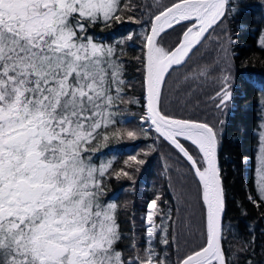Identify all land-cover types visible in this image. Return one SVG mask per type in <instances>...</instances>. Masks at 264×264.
Segmentation results:
<instances>
[{"label": "snow or ice", "instance_id": "obj_1", "mask_svg": "<svg viewBox=\"0 0 264 264\" xmlns=\"http://www.w3.org/2000/svg\"><path fill=\"white\" fill-rule=\"evenodd\" d=\"M253 24L264 51V0H0V264H257L254 238L235 254L242 260L225 249L228 197L219 163L226 117L238 110L241 34ZM177 28L174 46L165 47ZM134 45L140 55L126 59ZM133 59L141 65L142 98L130 95ZM260 92L255 191L247 196L258 210L264 87ZM201 103L211 112L200 115ZM132 105L142 109L134 128L125 118ZM141 135L153 142L133 146L117 168L116 154L107 155L115 152L111 142ZM161 142L175 154L177 176L196 184L201 216L191 246L196 232L182 217V191L173 196L174 215L153 186L138 227L135 201L120 198L136 192L137 173ZM172 170L166 163L169 181Z\"/></svg>", "mask_w": 264, "mask_h": 264}, {"label": "trees", "instance_id": "obj_2", "mask_svg": "<svg viewBox=\"0 0 264 264\" xmlns=\"http://www.w3.org/2000/svg\"><path fill=\"white\" fill-rule=\"evenodd\" d=\"M135 2L143 6L151 3V0H135ZM167 3V0H162ZM249 3L255 4L259 0H248ZM253 13L251 19L258 20L259 15L256 8L250 9ZM134 27V26H127ZM256 25H247V30L241 34L240 48L238 54L240 60L237 61L238 67L242 70V76L238 77V105L237 111L230 113L226 119V131L223 141V147L219 155V163L223 170L225 177V188L228 197L227 212L224 217V224L230 231L227 233V241L225 242V249L229 250V255L233 259H243L242 254H238L240 245L245 241H252L254 238L255 254L251 257L257 261V264H264V209H256L248 200L249 194H254L255 191V170L257 164V139L255 136L257 118L259 116L260 108L258 104L259 88L264 87V51H261L255 41L257 34L253 30ZM96 31L99 33L100 29ZM180 29L170 31L163 40L165 47L174 46ZM106 35V33H101ZM127 58H132L140 55L139 45H134L127 48ZM252 62L247 63L248 60ZM243 62V63H241ZM141 67L134 59L131 60L128 66V78L134 81V91L130 95L138 97L143 96V90L139 81L142 80L141 73L138 69ZM180 72H173L169 79L170 86L174 87V81L182 75ZM210 91V89H208ZM201 101L204 97H200ZM211 112V109L201 103L199 110L200 115H205ZM142 109L136 105H132L125 118L131 121L127 126L134 128L139 124V114ZM135 114V115H134ZM211 119V117L209 116ZM237 129H240L237 132ZM154 135V134H153ZM152 140H146L141 137L135 141H128L126 138L123 141L113 140L111 148L115 152H107V155L116 154L115 166L119 168L123 160L126 158V153L132 152L133 146L139 150L144 148L147 144L152 143ZM157 151L149 157V162L144 166L141 172L137 173L138 182L136 185V192L133 194H126L120 192L121 201L128 199L134 200L137 210V227L139 226V208L142 199L153 188L159 189L163 192L164 198L167 199L173 208L175 215V208L177 201L173 196L177 192L182 191L185 194L187 211L182 213V217H189L196 232L195 239H190L191 243L199 240V232L196 229L200 225L201 209L197 201L196 184L193 183L192 177L187 176L186 179H180L176 174V165L173 163L175 154L166 142H161L156 145ZM102 152H105L102 149ZM172 159H166L168 157ZM247 157V160L244 159ZM101 158H104L101 156ZM166 163L173 164L171 173L172 180L169 181L166 176L162 175ZM182 171L187 172L186 169ZM171 185V186H170ZM112 188L119 191L120 184L113 181ZM184 236L182 235V243ZM175 257H173L174 259Z\"/></svg>", "mask_w": 264, "mask_h": 264}, {"label": "rangeland", "instance_id": "obj_3", "mask_svg": "<svg viewBox=\"0 0 264 264\" xmlns=\"http://www.w3.org/2000/svg\"><path fill=\"white\" fill-rule=\"evenodd\" d=\"M260 89H261V88H259V91H258V98H259V96L261 95ZM257 165H258V161H257L256 167H257ZM255 178H256V171H255Z\"/></svg>", "mask_w": 264, "mask_h": 264}]
</instances>
